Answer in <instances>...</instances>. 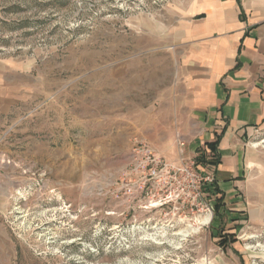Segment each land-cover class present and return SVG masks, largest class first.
<instances>
[{
  "label": "rangeland",
  "instance_id": "1",
  "mask_svg": "<svg viewBox=\"0 0 264 264\" xmlns=\"http://www.w3.org/2000/svg\"><path fill=\"white\" fill-rule=\"evenodd\" d=\"M194 1L0 0V53L38 83L0 126V264H264V185L218 210L204 149L161 150L147 79Z\"/></svg>",
  "mask_w": 264,
  "mask_h": 264
},
{
  "label": "crops",
  "instance_id": "2",
  "mask_svg": "<svg viewBox=\"0 0 264 264\" xmlns=\"http://www.w3.org/2000/svg\"><path fill=\"white\" fill-rule=\"evenodd\" d=\"M240 3L195 0L187 15L162 23L169 38L161 50L173 58L174 73L147 79V89L157 90L161 150L178 153V135L182 157L194 158L218 139L213 173L224 202L243 198L256 213L264 185V2ZM37 84L29 65L0 53V126L16 106L38 99Z\"/></svg>",
  "mask_w": 264,
  "mask_h": 264
},
{
  "label": "trees",
  "instance_id": "3",
  "mask_svg": "<svg viewBox=\"0 0 264 264\" xmlns=\"http://www.w3.org/2000/svg\"><path fill=\"white\" fill-rule=\"evenodd\" d=\"M238 3H239V0H238ZM217 144H218V139L214 141H210L209 143H206L204 147L205 152L199 153V155L195 157V165L204 166V165L213 164L216 166L219 163V157L216 152ZM197 151H199V149H197ZM206 190L210 192L209 195H207L208 197L210 196L214 197V207L218 210L223 208L224 207V197H223L222 192L219 190L218 186L216 185V183L213 182L210 185V187L206 188ZM228 236L229 235L219 240V244H222V245L226 244V242H228L229 240Z\"/></svg>",
  "mask_w": 264,
  "mask_h": 264
},
{
  "label": "built area",
  "instance_id": "4",
  "mask_svg": "<svg viewBox=\"0 0 264 264\" xmlns=\"http://www.w3.org/2000/svg\"><path fill=\"white\" fill-rule=\"evenodd\" d=\"M175 138H176V141H177L178 146H180V148H182L185 145L183 138H181L178 135H176ZM134 151H146V150H143V149H134L133 152ZM189 162L191 163L192 166L195 164V160L194 159H190ZM170 168L177 169L178 171L182 170L181 168L179 169L178 167H175L173 165H170ZM185 171H186V169H185ZM204 178H205L204 179L205 182H207L208 184H210L212 178L209 177V175L205 176Z\"/></svg>",
  "mask_w": 264,
  "mask_h": 264
},
{
  "label": "bare ground",
  "instance_id": "5",
  "mask_svg": "<svg viewBox=\"0 0 264 264\" xmlns=\"http://www.w3.org/2000/svg\"><path fill=\"white\" fill-rule=\"evenodd\" d=\"M256 144V143H255ZM256 146V145H255ZM251 184V183H250ZM203 221V220H202ZM178 235H180V236H186V233L185 232H183V231H181L180 233H178Z\"/></svg>",
  "mask_w": 264,
  "mask_h": 264
}]
</instances>
